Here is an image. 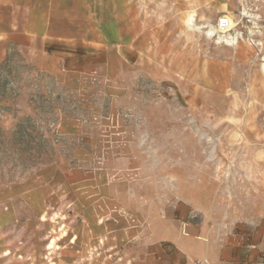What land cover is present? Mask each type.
Listing matches in <instances>:
<instances>
[{"label":"rangeland","instance_id":"1","mask_svg":"<svg viewBox=\"0 0 264 264\" xmlns=\"http://www.w3.org/2000/svg\"><path fill=\"white\" fill-rule=\"evenodd\" d=\"M192 14L243 38L216 43ZM49 25L104 45L103 74L7 40ZM263 64L264 0H0V264H122L175 201L182 234L231 227L264 264Z\"/></svg>","mask_w":264,"mask_h":264},{"label":"crops","instance_id":"2","mask_svg":"<svg viewBox=\"0 0 264 264\" xmlns=\"http://www.w3.org/2000/svg\"><path fill=\"white\" fill-rule=\"evenodd\" d=\"M7 40L14 46L36 50L48 65L66 75H81L92 70L101 75L110 63V54L104 45L85 41L74 31L50 25L35 33L17 29L8 34ZM95 177L88 175L85 181ZM93 190L99 188L93 187ZM186 205L175 201L168 206L172 216H181L170 223L166 205L157 204L153 218L143 223L140 230L130 231L129 244L120 250L125 260L122 264H190L202 259L210 264H261L257 261L258 243L250 242L242 233H233L231 227L217 230L202 224L195 228L190 226L188 233L182 234L180 218L188 212L184 209ZM165 244L173 249L169 255L164 252Z\"/></svg>","mask_w":264,"mask_h":264},{"label":"built area","instance_id":"3","mask_svg":"<svg viewBox=\"0 0 264 264\" xmlns=\"http://www.w3.org/2000/svg\"><path fill=\"white\" fill-rule=\"evenodd\" d=\"M237 24L229 16H221L216 22V27L222 36L223 43L226 45L237 43L242 39V33L235 30ZM190 264H210L206 259L194 260Z\"/></svg>","mask_w":264,"mask_h":264},{"label":"bare ground","instance_id":"4","mask_svg":"<svg viewBox=\"0 0 264 264\" xmlns=\"http://www.w3.org/2000/svg\"><path fill=\"white\" fill-rule=\"evenodd\" d=\"M185 23H186V26L188 29L196 30V31H203L206 36L214 38L216 43L223 42L222 36L219 33V31L217 30L216 25L214 26L208 22H202V23L198 24V23H196V20H195L193 14L188 16ZM230 46H232V47L235 46V43L230 44ZM262 68L264 70V64H263Z\"/></svg>","mask_w":264,"mask_h":264}]
</instances>
